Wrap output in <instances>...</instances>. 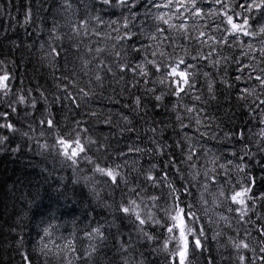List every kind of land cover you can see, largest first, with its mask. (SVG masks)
I'll use <instances>...</instances> for the list:
<instances>
[{
  "label": "trees",
  "instance_id": "obj_1",
  "mask_svg": "<svg viewBox=\"0 0 264 264\" xmlns=\"http://www.w3.org/2000/svg\"><path fill=\"white\" fill-rule=\"evenodd\" d=\"M68 3L71 7L65 0H0V61H3L0 75L7 72L11 80V92L0 97V112L8 113L6 118H0V123L11 122L16 129L14 132L0 129V136L8 137L0 144V264H25V255L31 264H68L70 260L72 264H83L74 257L91 244H97L98 251L90 264H125V261L137 264L140 259H144L145 264H163L164 254H152V248L164 239V229L143 226L145 231L159 237V241L149 242L138 231L134 217L121 219L123 214L117 211L121 204L135 199L142 216L151 211L163 218L157 208L168 207L170 189L167 181L159 186L147 181L145 177L149 173L158 178L167 174L168 181L175 187L191 190L182 199L196 205L210 237L221 233L216 240L209 239L210 254L217 264H238L229 237L244 238L245 230H252L247 239L257 246V233L251 223L238 224L237 213L228 211L236 205L224 202L220 199L224 197L218 194L223 190L228 195L241 185H247L248 175L257 179L254 191L264 192V169L260 166L264 163L261 151L264 148V135H261L264 105L259 101L254 103L255 95L243 93L245 87L255 88L256 93L261 90L255 79L248 80L237 71L236 60L249 62L242 55L246 49L238 46L239 41L222 45L213 44L207 37H201V41L207 40L206 44L195 39L205 31L220 41L223 25L217 30L216 26L221 23L218 15L193 20L181 9L193 37L185 39L174 31L156 33L152 16L145 19L144 10L140 9V18L132 29L137 33L134 41L117 42L114 38L118 33L112 29L119 27V23L109 25L107 21H122L121 13L129 15L126 9L101 10L98 0H68ZM238 3L239 0H231L235 11H241L235 7ZM197 6L206 12L221 9L214 0H198ZM96 15L105 23L91 20L89 28L100 32V37L77 36L73 32V26L79 21ZM179 22L173 20V23ZM160 26L167 29V25ZM125 31L127 29L120 27L119 34ZM151 35L163 41L160 48ZM228 39L233 40L231 36ZM240 39L245 43L249 40ZM253 43L258 49L259 44ZM77 44L78 48L74 46ZM133 46L143 48L137 53L132 51ZM97 47L105 51L96 54L88 50ZM117 51L119 56L115 55ZM153 51L157 52L156 56L151 54ZM160 51L174 58L198 57L190 61L196 65L195 88L182 99L171 95L170 85L159 82L162 73L146 63L147 60L159 62ZM209 52H212L211 58H200ZM256 55L259 56L258 51ZM216 60L220 63L214 64ZM85 61L90 62L85 64ZM125 62L132 67L144 64L147 77L131 71L121 73L116 64ZM101 64L113 71L108 72ZM97 74L101 81L95 79ZM237 76L242 78L236 80ZM84 92L88 95L84 96ZM69 94L75 101L68 98ZM157 95H163V100L157 101ZM197 95L200 100L194 99ZM213 95L215 99L210 98ZM21 96L25 98L23 103L19 102ZM136 97L141 101L139 108L135 105ZM260 99H264V94ZM185 106L195 108L198 117L196 112L188 113ZM92 112L97 116L90 115ZM177 115L182 119L178 120ZM124 116L131 120L130 125L126 124ZM48 118L56 123L55 129L41 123ZM109 118L111 125L104 123ZM196 118L201 120L200 124H196ZM77 121L81 129H88L86 135L97 142L87 155L101 167L120 164L126 184L114 186L107 177L96 173L94 164L87 160L81 159L72 165L53 147L56 137L71 132ZM128 127L134 131L121 135L120 130ZM240 130L245 134L242 140L235 135ZM205 132L207 135H201ZM45 144L47 148L43 147ZM157 144L167 146L162 147L163 155L157 150ZM100 145L103 147L97 151ZM128 145L138 146L142 151L120 155L122 151L127 152ZM188 145L195 146L196 154L186 163ZM233 152L237 155L233 156ZM240 156L244 159L240 160ZM190 164L194 167H189ZM237 164L248 167L240 172ZM201 194L208 201L207 205L201 204ZM153 196L159 197L155 202L157 207H153ZM205 207L207 216L203 211ZM213 209L228 217L232 226L212 221ZM249 215L259 225L257 217L264 216V200H258L255 211ZM98 226L107 237L103 244L90 240L87 235ZM70 242L75 246V253L68 247ZM121 244L127 251L121 250ZM198 264H206L204 256L198 257Z\"/></svg>",
  "mask_w": 264,
  "mask_h": 264
},
{
  "label": "snow or ice",
  "instance_id": "obj_2",
  "mask_svg": "<svg viewBox=\"0 0 264 264\" xmlns=\"http://www.w3.org/2000/svg\"><path fill=\"white\" fill-rule=\"evenodd\" d=\"M68 7H71V4L68 3V0H65ZM101 5V10L112 8V9H126L129 13L128 16H124L121 13L123 19L122 21L110 20L107 21L109 25H116L119 23V27L113 28L112 30L117 32L118 35L114 38L117 42L120 41H134L137 33L132 31L135 28L136 21L140 18V9L144 10V18L146 19L149 15L152 16L154 23L156 24L155 32L163 35L165 31H174L179 36L184 37L185 39H192L191 32L189 31V26L184 22L185 16L181 12V9L184 12L188 13L189 19L195 20V18L199 17L203 19L205 16H220L221 23L218 24L217 30L220 29L221 25H223V33L221 35L220 41H217L215 36L209 35L205 31H201L195 39L198 42L203 44L207 43V40H211L213 44L220 43L222 45H230L231 43H235L239 41V47L245 48L246 51L243 52V57L249 61L248 63H244L243 60H236L238 65L237 71H239L242 75L246 76L248 80L255 79L258 82V87L260 88V93H256V89H249L245 87L243 89V93L248 96L255 95L256 101H259L260 105H264V99H260V95L264 94V0H239V3L235 5L241 11H235V8L231 5V0H214V3L220 4L221 9L215 12L209 11L206 12L203 8L197 6L198 0H98ZM139 5V8L137 7ZM135 9V11H134ZM166 11H159V10ZM175 9V11H172ZM157 10V11H154ZM231 13V14H230ZM30 15V14H29ZM257 16L259 18H257ZM94 20L97 24L105 23L100 15H96L94 17L84 18L79 21L77 24L73 26V32L77 36H90L95 35L100 37L102 34L95 29L89 28L90 21ZM173 20L180 21L179 23H173ZM27 22V20H26ZM167 25V29L161 27L160 25ZM120 27L127 29L123 34H119ZM108 38L110 37V34ZM231 36L233 38L232 41H229L228 37ZM201 37H207V40L201 41ZM241 37L249 38L248 42L241 40ZM150 38L153 41L157 42V48H160L163 44V41L160 40L159 36L151 35ZM165 40L168 37H164ZM256 41L259 44V48H256V45L253 43ZM75 47H79V44L74 45ZM115 47V45H113ZM182 47V46H181ZM143 46L141 47H132V51L141 52ZM90 52L94 51L96 54L102 53L105 51L102 47H97L94 50L92 48L88 49ZM55 52V50H53ZM174 51V50H173ZM259 52V56L257 57L256 52ZM153 56L157 55L156 51L151 53ZM56 55H59L56 52ZM116 56L120 55V52L117 51L115 53ZM160 57L162 58L159 62L156 60H147L146 63L152 65L154 70L157 72H161L163 78L159 81L161 84H169L172 88L171 95L182 99L183 96L188 95L195 88V82L197 79V71L196 65L190 61H195L198 57L191 56L189 59L185 57H172L171 54L166 53L164 51L159 52ZM212 56V52H209L207 56L200 57L201 59H209ZM90 61H85V64ZM3 61H0L2 64ZM214 64H219L220 61L216 60L213 62ZM100 67L107 68L108 72H112V68L107 65L101 64ZM116 67L120 70L121 73H126L131 71L140 76L147 77L148 72L145 70L144 64H136L135 67H132L128 63H117ZM256 73L255 75H253ZM205 76H208V73H204ZM242 77L237 76L236 80H240ZM95 79L97 81H101L102 78L99 74L96 75ZM123 79V76H121ZM10 76L7 72H4L0 75V97L7 96L9 92H11L10 88ZM227 83V81H225ZM231 86V85H229ZM209 92L212 91V86L209 85ZM83 92V90H80ZM84 96H87L88 93L84 92ZM68 98L73 99L75 101V97H71L68 95ZM157 101L163 100V95H157ZM211 99H215L213 95L210 97ZM244 99V96L240 97ZM24 97L21 96L19 98V102H24ZM194 99L200 100V96H195ZM135 105L137 108L140 107L141 101L139 97L135 98ZM10 106V105H9ZM35 105H33L34 107ZM259 106V105H258ZM79 107V105H77ZM186 111L188 113H197V117L199 113L193 107L185 106ZM12 111L15 112L16 109L12 108ZM264 111V109H262ZM8 113L0 112V118H6ZM90 115L97 116L96 112H92ZM178 120H181L182 117L177 115ZM126 124L130 125L131 120L127 117H123ZM196 124H200L201 120L199 118L195 119ZM42 124H46L49 128L55 129L57 127L56 123L53 119L48 118L46 120L41 121ZM105 124L111 125V119H107L104 121ZM183 127H187L186 125H182ZM7 128L10 131H16L14 125L11 122L0 123V129ZM134 131L133 128H123L120 130L121 135L123 133ZM153 132L156 131L155 128L152 129ZM88 129L80 128V122H76V127L73 128L71 132H67L64 135H58L55 139V143L53 147H55L58 152L63 156L66 161H71L72 165L77 164V162L81 159L87 160L90 163L94 164V171L99 173L101 176L107 177L108 181L116 187H119L121 183H127V180L124 174L121 171V165L116 164L112 167H101L99 164L94 163L92 158L87 155V153L91 150L92 145L97 142L93 140L90 136H87ZM201 135H207V132L202 133ZM241 140L244 138L243 130L237 131L235 133ZM261 135H264V129L261 130ZM8 139L7 136H0V144H3L4 141ZM156 143L155 141H153ZM179 146V145H178ZM47 148L48 145L45 144L43 146ZM100 145L97 147V151H99ZM161 146L157 144V150L161 155H163V150ZM142 149L138 146L128 145L127 152L122 151L120 155H128L130 153H139ZM264 152V148L261 149ZM187 157L186 163L193 160V156L196 154V149L194 145L187 146ZM233 156L237 154L235 152L232 153ZM245 155H251L250 153H245ZM240 160L244 159V156L239 157ZM170 163H172L170 161ZM229 164L232 161H228ZM260 163V162H257ZM261 168L264 169V163L260 164ZM155 167V166H154ZM189 167H194V164H190ZM221 168L226 167L225 165H220ZM247 164H237L236 168L240 172H244L247 169ZM177 173H179L180 169H176ZM207 175V173H205ZM145 179L147 181H151L154 186H159L160 183L167 181V187L170 189L169 196L171 197V202L168 204L166 208H157V212L163 213V218L157 215V213H153L151 211L146 212L143 216L141 215L140 204L137 203L135 199L130 200L126 205L121 204L117 211L123 216L121 219L127 216L134 217L135 222L137 223L138 231L142 234L143 238L149 242L159 241V237L154 234H150L148 231H145V225H151L154 227H161L164 229L166 235L162 241H159L156 247L152 248V254H164V262L163 264H198V257L204 256V260L206 264H217L216 258L213 257L209 252V239L216 240L220 236V232H216L215 235L211 237L208 234V229L201 223V216L197 213L196 205L193 203L185 202V199L182 197H186L190 194L191 190L187 187L182 186V190L175 187L170 181H168L167 174H163L159 178L157 176L149 173ZM182 179V177H181ZM248 183L247 185H241L238 190H232L230 195H226V193L221 190L219 192V197H225L228 199L231 204L236 205V208H228L229 212H236L238 215L237 223L249 224L253 225V229L257 233L258 245L253 246L252 242L247 239V237L251 236L252 230H245L244 238L233 239L229 237V243L231 247L236 251V260L238 264H256L257 261L260 264H264V216H258L257 220L261 223L259 225L256 224L255 221H252L249 213L255 211V205L258 200H264V192L257 194L254 189L258 186L257 179L254 176L248 175L247 177ZM135 192V189H132ZM205 191H207V186H205ZM179 193V194H178ZM159 199L157 196L151 197L153 201V207H157L156 201ZM200 202L202 205H207L208 201L203 198L201 194ZM216 201H213L215 204ZM205 216H207L208 209L205 207L203 209ZM247 218V219H246ZM221 220L225 221L229 227H231V221L226 216H221ZM46 235H50V233L46 232ZM88 238L90 240L94 239L99 241L101 244L107 239L105 232L101 227H96L92 229L88 234ZM256 239V238H254ZM71 252L75 253L76 249L74 244L71 242L68 245ZM47 248V245L44 246ZM121 250L127 251L124 248V245L121 244ZM41 251H44L42 248ZM98 251L97 244H91L87 250H85L82 254L75 255L74 259L77 261H83V264H90L92 257ZM205 253H209L205 255ZM249 253V254H245ZM143 255V254H141ZM25 264H31L28 256H24ZM68 264H72V261H68ZM127 264V261H125ZM137 264H145L144 259H140Z\"/></svg>",
  "mask_w": 264,
  "mask_h": 264
},
{
  "label": "rangeland",
  "instance_id": "obj_3",
  "mask_svg": "<svg viewBox=\"0 0 264 264\" xmlns=\"http://www.w3.org/2000/svg\"><path fill=\"white\" fill-rule=\"evenodd\" d=\"M230 194H228V195H230ZM220 199H224V202H227L228 204L231 203L225 197L224 198H220ZM210 214H211V217H212V219H211L212 221H217L219 223H222L223 225H226L227 224L225 221H223V220L220 219L221 216H225V215L223 213L219 212V210L213 209V210H211Z\"/></svg>",
  "mask_w": 264,
  "mask_h": 264
},
{
  "label": "bare ground",
  "instance_id": "obj_4",
  "mask_svg": "<svg viewBox=\"0 0 264 264\" xmlns=\"http://www.w3.org/2000/svg\"><path fill=\"white\" fill-rule=\"evenodd\" d=\"M43 42V41H42Z\"/></svg>",
  "mask_w": 264,
  "mask_h": 264
}]
</instances>
